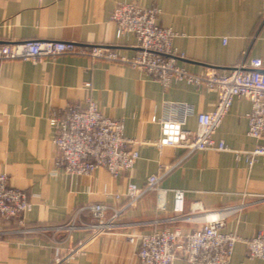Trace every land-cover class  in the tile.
<instances>
[{
	"label": "crops",
	"instance_id": "0c3cea01",
	"mask_svg": "<svg viewBox=\"0 0 264 264\" xmlns=\"http://www.w3.org/2000/svg\"><path fill=\"white\" fill-rule=\"evenodd\" d=\"M120 3L158 8V24L177 34L173 46L182 56L177 63L191 74L208 68L229 70L255 58L264 66V0H0V44L43 40L114 45L118 53L133 57L136 39L117 40L110 21ZM88 98L106 117L123 120L125 136L141 144L161 139L159 121L178 117L174 104L190 106L184 128L193 132L198 114L212 112L218 103L217 94L205 88L176 82L165 89L142 71L107 60L63 54L37 64L3 62L0 171L8 175L10 187L28 194L33 209L2 225L7 234L0 237V264H51L57 253L67 251L88 233L76 231L66 241L64 234L23 230L65 225L93 204L121 210L118 227L88 243L85 253L69 264H140L138 246L129 242V236L166 228L197 229V224L169 222L175 216L174 190L185 192L187 212L193 204L220 210L264 197V156L250 168L244 156L234 153L264 144V139L247 134L248 99L234 100L216 134L233 152L188 154L182 148L139 145L140 158L130 173L114 177L99 169L88 176H70L57 166L49 119L53 111L67 105L84 106ZM160 173L164 174L160 186L169 192L167 210L158 209L155 192L127 207L128 186L145 187L150 176ZM79 216L85 223H94L90 211ZM21 220L24 226L19 225ZM226 221L224 231L243 239L264 234V201ZM232 262L264 264L248 257L244 243L236 245ZM174 264L188 263L178 259Z\"/></svg>",
	"mask_w": 264,
	"mask_h": 264
},
{
	"label": "built area",
	"instance_id": "2783aa9c",
	"mask_svg": "<svg viewBox=\"0 0 264 264\" xmlns=\"http://www.w3.org/2000/svg\"><path fill=\"white\" fill-rule=\"evenodd\" d=\"M160 10L156 7L141 8L135 4L120 3L111 14L110 21L116 28V39L129 36L136 39V54L128 57L118 53L114 45L76 44L72 42L29 40L18 43L0 44V65L5 61L20 60L37 64L45 58L63 54L87 57L90 60H107L127 64L158 81L165 89L176 82H187L197 88H205L218 96V103L212 112L197 116V129L184 128L192 110L186 104H174L178 117L166 116L159 121L161 139L155 143H140L125 136L123 120L106 117L98 104L88 98L85 105H67L52 112L49 125L54 132L53 144L58 151L57 166L70 176H88L99 169L107 170L117 177L130 173L140 154L139 145H155L182 148L193 152L232 151L224 141H218L216 134L228 115L236 98L251 102L247 114L248 136L255 140L264 139V66L259 58L248 64H240L229 70L208 68L200 74H191L178 65V54L173 43L177 34L170 28L158 24ZM89 87V85H88ZM153 121H156L154 118ZM233 152V151H232ZM244 156L252 168L259 157L264 156V144L253 150L234 151ZM163 173L148 178L145 187L130 184L126 193L127 207H134L149 192L157 194V207L167 210L168 190L160 186ZM173 212L169 222L199 225L197 229L185 232L182 229L155 231L139 236L131 235L129 242L138 246L140 264H174L182 259L188 264H233L232 258L238 243L247 247L248 257L264 261V234L243 239L234 233L224 231L227 218L244 211L247 207L264 201L258 198L252 203H241L220 210H205L200 204H193L186 211V197L182 190L173 192ZM120 195L116 198L120 199ZM33 209L28 194L9 186V177L0 171V237L7 234L2 225L22 218ZM90 211L94 223L80 220V213ZM109 212L110 217H107ZM122 211L106 204H93L74 214L69 223L54 227L32 228L26 233L53 232L64 234L65 240L74 232L82 230L88 236L57 253L51 264H69L85 253L88 243L118 227L117 220ZM24 226L23 220L19 221ZM19 231V232H23Z\"/></svg>",
	"mask_w": 264,
	"mask_h": 264
}]
</instances>
